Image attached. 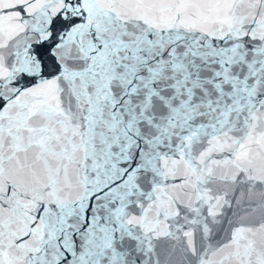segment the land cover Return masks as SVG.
Returning <instances> with one entry per match:
<instances>
[{"label":"snow or ice","instance_id":"obj_1","mask_svg":"<svg viewBox=\"0 0 264 264\" xmlns=\"http://www.w3.org/2000/svg\"><path fill=\"white\" fill-rule=\"evenodd\" d=\"M0 264H264V0H0Z\"/></svg>","mask_w":264,"mask_h":264}]
</instances>
